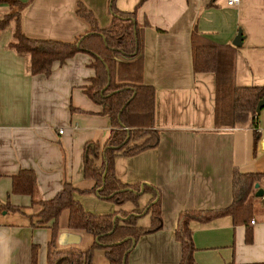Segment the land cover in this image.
I'll use <instances>...</instances> for the list:
<instances>
[{
    "label": "crops",
    "instance_id": "1",
    "mask_svg": "<svg viewBox=\"0 0 264 264\" xmlns=\"http://www.w3.org/2000/svg\"><path fill=\"white\" fill-rule=\"evenodd\" d=\"M81 1L93 11L99 26L109 24V0ZM114 2L121 10L134 9L143 27L142 81L155 88L154 127L159 130L155 147L133 155L118 153L114 158L113 169L121 181L151 185L161 201L162 227L135 241L127 264H179L181 246L175 237L179 213L228 206L235 167L264 173V107L255 119L256 127L250 119L233 127L215 126V74L193 70L191 30L195 27L217 43L234 45L232 40L241 29L235 83L263 84L264 0H240L236 5H225L223 0ZM76 3L30 0L22 9V31L35 37L73 39L88 29L75 13ZM1 6L0 11H5ZM15 26L11 19L0 32V264H31L32 245L38 248L37 264H46L51 221L31 223V197L12 192L11 177L21 168L32 169L41 199L53 197L65 180L79 188L91 187L93 180L83 175L85 144L102 145L112 126L102 106L85 92L94 75L91 54L78 51L63 63L53 61L49 75L31 73L29 54L8 46ZM259 187L264 190V178ZM151 194L142 192L140 205ZM74 197L90 211L117 208L93 192L75 191ZM6 202L24 207V212L5 209ZM132 207L130 201L121 205L126 210ZM59 225L56 243L64 248L76 246L80 230L69 229L60 220ZM191 226L195 264H264L261 196L253 199L248 225L234 224L224 214L206 222L192 221ZM247 228L251 229L248 239ZM69 233L78 234L79 240L66 241Z\"/></svg>",
    "mask_w": 264,
    "mask_h": 264
},
{
    "label": "trees",
    "instance_id": "2",
    "mask_svg": "<svg viewBox=\"0 0 264 264\" xmlns=\"http://www.w3.org/2000/svg\"><path fill=\"white\" fill-rule=\"evenodd\" d=\"M0 0L10 8L0 17V32L11 19L16 22L13 39L8 46L17 52L29 54V71L49 75L53 61L63 63L78 51L91 54L89 65L94 68L90 84L85 92L102 106V112L111 120V130L106 140L86 143L84 147L83 175L92 179L89 188H79L64 181L61 189L49 199L37 196V183L32 169L21 168L12 175L11 191L31 197L29 218L33 225H44L51 221L47 244L46 264H94V250L101 248L108 264H127V256L134 242L143 234L162 227L161 201L158 190L145 183H127L115 174L113 163L120 154L133 155L155 147L159 141V130L154 127L155 88L143 83L142 26L135 18V10H121L114 0H109L111 20L99 26L93 11L81 0H77L75 13L83 19L88 29L71 40L29 36L22 31V9L29 2ZM192 66L194 71H213L215 74L214 124L217 128L233 127L250 119L256 127L258 116L256 105L264 97V83L259 85H237L235 83V59L237 47L220 44L204 36L195 27L190 35ZM259 139L254 133V143ZM264 173L232 170V201L222 208L190 209L179 213L175 237L180 242L179 264H195L192 239V221L206 222L217 216L228 214L232 222L248 225L253 211L256 182ZM95 193L102 199L113 201L117 208L111 212H94L83 207L74 197V192ZM151 191L144 205L139 199L142 192ZM126 201L133 204L123 209ZM5 209L24 212V207L4 203ZM67 211L66 226L73 230H84L93 237L85 249L72 245L56 247L59 232V216ZM150 224L138 223L140 216L148 214ZM251 229L247 228L249 238ZM37 246L31 248V264H37Z\"/></svg>",
    "mask_w": 264,
    "mask_h": 264
},
{
    "label": "rangeland",
    "instance_id": "3",
    "mask_svg": "<svg viewBox=\"0 0 264 264\" xmlns=\"http://www.w3.org/2000/svg\"><path fill=\"white\" fill-rule=\"evenodd\" d=\"M0 5H2L1 8L4 9L5 11H7L9 8L6 3L0 4ZM5 11H0V16ZM144 199L145 197L142 196L140 202L142 203ZM146 217L147 218H145L144 216H140L139 217L140 220L138 219V223L141 225H149L150 224L149 213L146 215ZM66 219H67V211L63 212L62 215L59 216V220L61 221V223L66 222ZM80 236H81V239L79 240V243L76 244V247L80 249H85L92 243L93 237L90 233L84 230H80ZM56 244H57L56 247L64 248L62 247V244L60 243H56ZM92 261L94 264H108V259L101 248H97L94 250Z\"/></svg>",
    "mask_w": 264,
    "mask_h": 264
},
{
    "label": "water",
    "instance_id": "4",
    "mask_svg": "<svg viewBox=\"0 0 264 264\" xmlns=\"http://www.w3.org/2000/svg\"><path fill=\"white\" fill-rule=\"evenodd\" d=\"M242 33H241V29L238 30V32L236 33V35L234 36L233 40H232V44H234L235 46H239L241 44L242 41ZM264 107V97L260 98L257 102L256 105V112L259 113V111L261 110V108ZM262 146L264 147V143L262 142ZM254 186L257 188L255 191V195L256 196H261L262 201H264V190L259 187V183L256 182L254 184ZM69 236H66V241H70V242H77L79 240V235L75 234V233H69ZM135 243V242H134Z\"/></svg>",
    "mask_w": 264,
    "mask_h": 264
},
{
    "label": "built area",
    "instance_id": "5",
    "mask_svg": "<svg viewBox=\"0 0 264 264\" xmlns=\"http://www.w3.org/2000/svg\"><path fill=\"white\" fill-rule=\"evenodd\" d=\"M223 1L225 5H236L239 3L240 0H223ZM59 131L61 132L62 129H59Z\"/></svg>",
    "mask_w": 264,
    "mask_h": 264
}]
</instances>
